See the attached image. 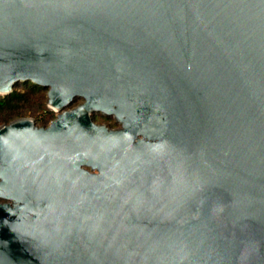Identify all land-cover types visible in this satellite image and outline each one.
<instances>
[{
  "label": "water",
  "instance_id": "obj_1",
  "mask_svg": "<svg viewBox=\"0 0 264 264\" xmlns=\"http://www.w3.org/2000/svg\"><path fill=\"white\" fill-rule=\"evenodd\" d=\"M19 82L57 114L0 125V264H264V0H0Z\"/></svg>",
  "mask_w": 264,
  "mask_h": 264
},
{
  "label": "trees",
  "instance_id": "obj_2",
  "mask_svg": "<svg viewBox=\"0 0 264 264\" xmlns=\"http://www.w3.org/2000/svg\"><path fill=\"white\" fill-rule=\"evenodd\" d=\"M22 86V90H13L8 95L0 96V124L24 118L30 110L42 106L44 88L32 83Z\"/></svg>",
  "mask_w": 264,
  "mask_h": 264
},
{
  "label": "flooded vegetation",
  "instance_id": "obj_3",
  "mask_svg": "<svg viewBox=\"0 0 264 264\" xmlns=\"http://www.w3.org/2000/svg\"><path fill=\"white\" fill-rule=\"evenodd\" d=\"M78 101H80L78 103ZM83 102V100L80 97H74L71 101V103L64 107L60 112L62 111H67V110H71L76 108L78 105H80ZM89 116L91 118V121L95 124V125H103L105 126L108 130H112V131H116V130H120L123 128V124L120 120H118L114 114H110V115H106L103 114L101 112H90ZM49 124V123H48ZM47 124V125H48ZM36 125V123H35ZM45 126H38V127H46ZM141 136H137V138H140ZM136 138V139H137ZM86 170L90 171L91 173H97V171H91L89 168L85 167ZM4 201L0 198V203H3Z\"/></svg>",
  "mask_w": 264,
  "mask_h": 264
},
{
  "label": "rangeland",
  "instance_id": "obj_4",
  "mask_svg": "<svg viewBox=\"0 0 264 264\" xmlns=\"http://www.w3.org/2000/svg\"><path fill=\"white\" fill-rule=\"evenodd\" d=\"M26 83H29V82L16 83L13 87V90H22L23 89L22 85L26 84ZM43 93H44V97L42 98V106L40 108H35V109L30 110V112L26 116V117L32 118L34 120V122L36 123V125H38V126L47 125L51 120H53L55 118V116L57 114V112L55 110H52L47 106V88H44ZM0 96H2V95H0ZM79 102L80 101H78V103ZM11 121H13V120H11ZM11 121H9V122H11ZM3 124H7V123H3ZM0 125H2V124H0Z\"/></svg>",
  "mask_w": 264,
  "mask_h": 264
}]
</instances>
